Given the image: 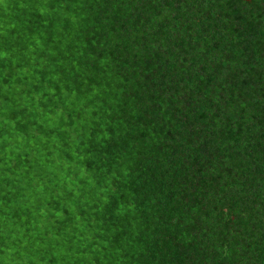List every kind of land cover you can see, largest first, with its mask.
Segmentation results:
<instances>
[{
    "label": "trees",
    "instance_id": "16d2710c",
    "mask_svg": "<svg viewBox=\"0 0 264 264\" xmlns=\"http://www.w3.org/2000/svg\"><path fill=\"white\" fill-rule=\"evenodd\" d=\"M0 264H264V0H0Z\"/></svg>",
    "mask_w": 264,
    "mask_h": 264
}]
</instances>
